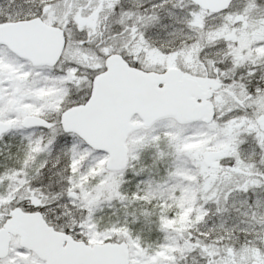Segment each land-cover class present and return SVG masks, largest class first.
<instances>
[{"label": "snow or ice", "instance_id": "1", "mask_svg": "<svg viewBox=\"0 0 264 264\" xmlns=\"http://www.w3.org/2000/svg\"><path fill=\"white\" fill-rule=\"evenodd\" d=\"M0 264H264V0H0Z\"/></svg>", "mask_w": 264, "mask_h": 264}]
</instances>
